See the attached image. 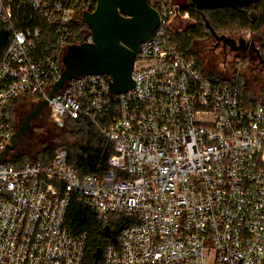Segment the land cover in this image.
Here are the masks:
<instances>
[{
	"label": "built area",
	"instance_id": "2783aa9c",
	"mask_svg": "<svg viewBox=\"0 0 264 264\" xmlns=\"http://www.w3.org/2000/svg\"><path fill=\"white\" fill-rule=\"evenodd\" d=\"M147 3L159 25L140 45L130 91L111 96L106 75L84 76L49 99L96 1L0 0L1 24L28 11L0 61V157L14 134L11 103L24 97L47 100L58 126L89 121L113 145L101 176H78L63 149L47 165L0 161V264H82L85 235L65 226L72 197L128 223L101 264L264 263V102L247 104L178 48L169 25L189 18V0ZM42 24L56 44L39 57Z\"/></svg>",
	"mask_w": 264,
	"mask_h": 264
},
{
	"label": "trees",
	"instance_id": "16d2710c",
	"mask_svg": "<svg viewBox=\"0 0 264 264\" xmlns=\"http://www.w3.org/2000/svg\"><path fill=\"white\" fill-rule=\"evenodd\" d=\"M187 11L190 17L194 19L195 23L191 26H186L180 33L173 34V40L176 42L178 48L187 53H189L188 47L193 41L209 36V32L205 29L202 15H204L213 31L217 34L224 33L225 31L246 30L256 37L264 38V0H257L248 7L242 9L227 7L203 11V14L196 11L189 3ZM23 14H28V11L19 14L15 13L11 25L0 23V61L10 43L12 31L20 28L22 25L18 17ZM41 29L42 37L37 49V55L39 57L50 55L56 44L53 30L45 24L41 25ZM89 37L90 34L86 24L80 22L74 28V39L72 40V44L83 43L87 41ZM194 57L196 58V56ZM241 68L242 66L235 63V73L232 79L223 80L233 83L241 98L247 104H251L254 101L251 99V95L247 89L245 93L241 83L242 74L239 71ZM16 100L11 103V106ZM108 113H113V107L109 108ZM68 123L71 124V130L68 133L72 135L71 137H73L75 141L74 143H69L67 140H63L60 143V147L65 148H59L66 152L68 165L75 170L78 176L103 175L109 169L107 162L109 157L113 154L112 143L100 133L95 125L87 120L78 119L68 121ZM55 149V145L44 146L40 152L42 153L41 160L31 163L41 162L43 165L49 164L55 152L59 150ZM24 158H26L25 155L19 154L15 158L14 164L11 165L18 167L27 164L28 162H24V164L21 163ZM125 225H128V223L122 216L116 220H100L95 211L75 197L71 198L65 215V226L67 229L73 234L85 235L82 264H95L94 255L99 251L101 252V256L96 264H101L105 248L117 241ZM105 227L109 230L108 238H106L104 234Z\"/></svg>",
	"mask_w": 264,
	"mask_h": 264
},
{
	"label": "water",
	"instance_id": "95a60500",
	"mask_svg": "<svg viewBox=\"0 0 264 264\" xmlns=\"http://www.w3.org/2000/svg\"><path fill=\"white\" fill-rule=\"evenodd\" d=\"M92 12H83L81 20L86 24L90 41L69 45L61 58L62 71L52 86L49 99L69 81L84 76L106 75L109 78L108 93L118 96L130 91L133 87V64L138 55L140 45L147 41L159 25V15L147 3V0H95ZM257 0H190V6L203 14L222 8L242 9ZM205 29L214 40L213 49L221 45L222 50L244 52V39L237 41L227 35L217 34L202 15ZM254 50V49H253ZM256 51V50H255ZM47 100L41 101L37 107L24 116L17 133L12 135L10 144L1 154L0 161L17 147V140L30 129L29 122L36 117ZM105 237L109 230L104 229ZM97 252L95 264L100 258ZM264 264V263H262Z\"/></svg>",
	"mask_w": 264,
	"mask_h": 264
},
{
	"label": "rangeland",
	"instance_id": "374dc122",
	"mask_svg": "<svg viewBox=\"0 0 264 264\" xmlns=\"http://www.w3.org/2000/svg\"><path fill=\"white\" fill-rule=\"evenodd\" d=\"M176 1L182 2V0ZM194 23V19L189 15L188 19H174L169 25V28L173 32L180 33L186 26H191ZM221 34L227 35L235 40L239 38L246 40L249 36V33L246 30L225 31L219 35ZM210 39L211 36L209 35L200 40L193 41L188 47V52L193 56H196L205 76L232 79V76L235 73L236 63L234 55H227V53H223L219 48L213 49ZM241 71V83L245 93L246 89L251 91V98L253 99L258 97L257 94L264 93V87H261L259 82L254 84V82L249 80L246 81V69H242ZM38 104L39 102L35 99L26 97L19 98L12 104L11 116L14 133L18 132L24 116L33 111ZM29 124L30 129L24 133V136L17 140V147L12 151H9L3 157L4 163L14 164L15 158L19 154L26 156L21 162L23 164L24 162L31 163L33 161L41 160L42 153L40 152L44 146L55 145V150H57L59 148H65L60 147V143L63 140H67L69 143H74L75 141V139L71 137L72 135L68 133L71 130V124L66 122L62 126L56 125L50 116L47 106L44 107L42 112L34 117Z\"/></svg>",
	"mask_w": 264,
	"mask_h": 264
},
{
	"label": "flooded vegetation",
	"instance_id": "af4514ba",
	"mask_svg": "<svg viewBox=\"0 0 264 264\" xmlns=\"http://www.w3.org/2000/svg\"><path fill=\"white\" fill-rule=\"evenodd\" d=\"M248 33L249 36L244 40L245 44H242V46L246 48L244 52L231 53L228 49L224 51L221 45L217 48L221 49L223 53H227V55H234L236 63L242 66L243 69H246V81L249 80L254 82V84L259 82L260 86L264 87V38L256 37L250 32ZM210 42L212 45L215 44L212 38ZM248 92L250 93L251 91L248 90ZM257 96V98H264V93H259Z\"/></svg>",
	"mask_w": 264,
	"mask_h": 264
},
{
	"label": "crops",
	"instance_id": "0c3cea01",
	"mask_svg": "<svg viewBox=\"0 0 264 264\" xmlns=\"http://www.w3.org/2000/svg\"><path fill=\"white\" fill-rule=\"evenodd\" d=\"M253 101H256L257 100V102H264V98H255V99H253V98H251Z\"/></svg>",
	"mask_w": 264,
	"mask_h": 264
}]
</instances>
